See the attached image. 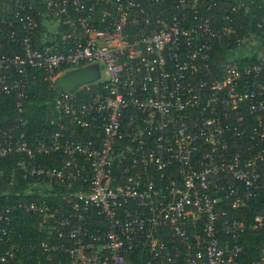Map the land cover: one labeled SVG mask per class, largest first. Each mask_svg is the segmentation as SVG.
<instances>
[{
	"label": "built area",
	"instance_id": "built-area-1",
	"mask_svg": "<svg viewBox=\"0 0 264 264\" xmlns=\"http://www.w3.org/2000/svg\"><path fill=\"white\" fill-rule=\"evenodd\" d=\"M223 1L41 0L36 12L20 0L4 4L14 14L0 19V50H20L0 52V94L16 93L20 112L34 83L28 73L58 87L69 68H106L73 92L58 87L38 136L24 117L0 128V162L23 153L18 166L38 194L71 201L25 205L51 218L45 252L63 250L72 264H264V239L243 262L264 214L247 223L232 213L264 191V30L240 38L238 52L261 62L229 60L214 74L216 45L237 32L244 5L226 8L217 26ZM48 23L51 36L66 29L60 40L40 34ZM75 129L91 137L71 138ZM22 204L1 206L0 243Z\"/></svg>",
	"mask_w": 264,
	"mask_h": 264
},
{
	"label": "trees",
	"instance_id": "trees-1",
	"mask_svg": "<svg viewBox=\"0 0 264 264\" xmlns=\"http://www.w3.org/2000/svg\"><path fill=\"white\" fill-rule=\"evenodd\" d=\"M18 0H0V19L6 14L9 18L13 17V11L4 7L5 3L12 5V9L16 8V2ZM25 2L29 11L31 5L35 7V12L45 10L41 0H20ZM244 5L239 6L240 3ZM222 5L215 11L213 18L217 26H219L220 18L225 12L226 8L232 5H237L238 12L236 13L235 26L237 32L229 37H224L221 42H218L213 52L214 62L217 64L212 66V72L214 74L222 75L231 60L233 63H237L240 66L249 63L261 62L259 54L253 55H239L238 52L242 50L244 43L240 38H243L248 33L259 34L261 30H264V26L261 29L258 26L259 22L264 23V0H226L221 2ZM34 12V11H33ZM66 29L63 26H59L58 33L51 36V31L44 25H41V32L47 33V36H51L50 39L56 37L57 40L61 39V35ZM39 38V34H37ZM240 39V40H239ZM13 52L20 50L17 43L14 48H6L0 50ZM0 71V79L2 76ZM26 78L34 80V83L30 85L28 91V97L24 100V110L20 112L17 107V95L12 94H0V128L13 127L19 122L20 118L29 119V125L27 126L30 135L38 136L42 129H47L49 126L45 124L51 116V103L55 97L58 87L52 85V82L41 73H28ZM251 117V122H254L255 115L252 112H247ZM251 124V123H250ZM79 133V134H78ZM91 137L89 131L74 130L71 134V138L85 140ZM23 153L13 154L6 157L0 162V209L2 205L7 204H19L22 206L15 210H12L10 216V236H5L0 243V256H6V251L13 249L14 256L9 257L7 261H1L0 264H72L71 258L68 253L60 250L58 252H45L40 243L42 240L48 237L47 227L51 225V218L49 221H45V218L37 211L28 210L26 204H31L36 198L41 195L38 194V188L35 187L36 179L33 177L24 178L23 170L18 166V162L23 159ZM40 159L41 163H50L49 157ZM44 192H47L44 189ZM48 202L70 204V200H63L60 195L41 196ZM68 206V205H67ZM228 207V206H227ZM244 209V210H243ZM243 209L233 211V216L238 219L244 220L247 223H251L254 216L263 213L264 214V191L257 197L245 203ZM246 210L248 211L246 213ZM71 229V228H70ZM68 232L66 233L69 234ZM264 239V232L261 235L250 232L247 238V244L244 250V263L250 262L256 258L259 254V246ZM61 242V240H58Z\"/></svg>",
	"mask_w": 264,
	"mask_h": 264
},
{
	"label": "water",
	"instance_id": "water-1",
	"mask_svg": "<svg viewBox=\"0 0 264 264\" xmlns=\"http://www.w3.org/2000/svg\"><path fill=\"white\" fill-rule=\"evenodd\" d=\"M100 76L101 67L97 64H87L65 70L55 78L54 83L64 90L73 92L85 84L98 80Z\"/></svg>",
	"mask_w": 264,
	"mask_h": 264
},
{
	"label": "rangeland",
	"instance_id": "rangeland-1",
	"mask_svg": "<svg viewBox=\"0 0 264 264\" xmlns=\"http://www.w3.org/2000/svg\"><path fill=\"white\" fill-rule=\"evenodd\" d=\"M8 4V3H7ZM9 7H12V5H8ZM48 25L50 27H52V29H55V25H50L48 23ZM264 48V47H263ZM99 67H101V79L106 77V68L104 67V65L102 63H96Z\"/></svg>",
	"mask_w": 264,
	"mask_h": 264
},
{
	"label": "crops",
	"instance_id": "crops-1",
	"mask_svg": "<svg viewBox=\"0 0 264 264\" xmlns=\"http://www.w3.org/2000/svg\"><path fill=\"white\" fill-rule=\"evenodd\" d=\"M46 27L49 28V31H54V29H52V27H50L49 25H46Z\"/></svg>",
	"mask_w": 264,
	"mask_h": 264
}]
</instances>
